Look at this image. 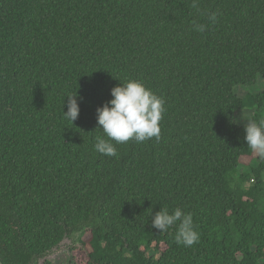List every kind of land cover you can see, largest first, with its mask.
Wrapping results in <instances>:
<instances>
[{
  "label": "trees",
  "instance_id": "obj_1",
  "mask_svg": "<svg viewBox=\"0 0 264 264\" xmlns=\"http://www.w3.org/2000/svg\"><path fill=\"white\" fill-rule=\"evenodd\" d=\"M259 77L264 0H0V261L78 233L84 264H264V157L233 120L264 119V89L235 92ZM129 78L165 100L160 138L102 155L96 109ZM177 207L190 247L152 227Z\"/></svg>",
  "mask_w": 264,
  "mask_h": 264
},
{
  "label": "clouds",
  "instance_id": "obj_2",
  "mask_svg": "<svg viewBox=\"0 0 264 264\" xmlns=\"http://www.w3.org/2000/svg\"><path fill=\"white\" fill-rule=\"evenodd\" d=\"M111 96V100L96 109L97 123L101 126L97 129H101L106 137L96 138L94 144L96 152L115 157L116 144H124L130 140L141 143L154 137L160 138V121L165 112V100L162 97L141 81L132 78L114 86L111 89ZM65 98L67 111H63V114L66 119L73 122L79 115L77 93ZM244 128L247 145L264 157V119H249ZM151 220L152 227L161 232L177 225L175 234L177 245L190 247L199 241V233L195 229L191 213L184 212L180 207L171 213L167 208H161Z\"/></svg>",
  "mask_w": 264,
  "mask_h": 264
},
{
  "label": "rangeland",
  "instance_id": "obj_3",
  "mask_svg": "<svg viewBox=\"0 0 264 264\" xmlns=\"http://www.w3.org/2000/svg\"><path fill=\"white\" fill-rule=\"evenodd\" d=\"M262 89H264V79L259 77L253 87L237 86L235 92L239 96H244L247 92H256ZM249 119H254L253 109L250 108L237 109L233 114V120L237 124H246ZM254 154L258 155L256 151H254ZM250 183H252V180H250ZM88 236L89 234L85 233L82 240L87 239ZM72 248L74 249L72 250ZM88 250L87 245L78 241V233H72L66 236L57 247L48 252L45 257L39 258L37 263L41 264L47 259L50 264H84Z\"/></svg>",
  "mask_w": 264,
  "mask_h": 264
},
{
  "label": "water",
  "instance_id": "obj_4",
  "mask_svg": "<svg viewBox=\"0 0 264 264\" xmlns=\"http://www.w3.org/2000/svg\"><path fill=\"white\" fill-rule=\"evenodd\" d=\"M0 264H3V263L0 261Z\"/></svg>",
  "mask_w": 264,
  "mask_h": 264
}]
</instances>
